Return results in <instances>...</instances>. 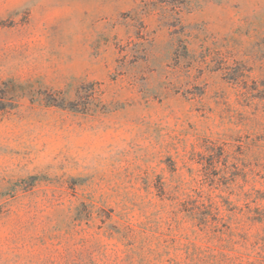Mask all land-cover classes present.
I'll use <instances>...</instances> for the list:
<instances>
[{"label": "rangeland", "instance_id": "rangeland-1", "mask_svg": "<svg viewBox=\"0 0 264 264\" xmlns=\"http://www.w3.org/2000/svg\"><path fill=\"white\" fill-rule=\"evenodd\" d=\"M0 264H264V0H0Z\"/></svg>", "mask_w": 264, "mask_h": 264}]
</instances>
